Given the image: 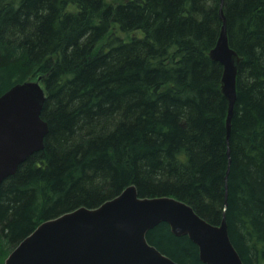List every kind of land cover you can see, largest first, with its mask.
<instances>
[{"label":"trees","instance_id":"16d2710c","mask_svg":"<svg viewBox=\"0 0 264 264\" xmlns=\"http://www.w3.org/2000/svg\"><path fill=\"white\" fill-rule=\"evenodd\" d=\"M222 0H0V96L41 79L45 147L0 186V264L45 221L135 186L226 218L244 264H264V0H224L243 61L230 134L210 58ZM148 242L205 264L166 223Z\"/></svg>","mask_w":264,"mask_h":264},{"label":"water","instance_id":"95a60500","mask_svg":"<svg viewBox=\"0 0 264 264\" xmlns=\"http://www.w3.org/2000/svg\"><path fill=\"white\" fill-rule=\"evenodd\" d=\"M223 6L224 0L223 26L210 58L223 66L221 90L228 101L230 134L243 58L230 46ZM46 100L40 80L17 84L0 96V186L44 149L49 133L42 118ZM161 223L177 237L188 236L205 264H244L225 217L220 224H211L189 204L171 197L141 198L135 186L100 207H82L45 221L4 264H178L148 242V232Z\"/></svg>","mask_w":264,"mask_h":264},{"label":"bare ground","instance_id":"6f19581e","mask_svg":"<svg viewBox=\"0 0 264 264\" xmlns=\"http://www.w3.org/2000/svg\"><path fill=\"white\" fill-rule=\"evenodd\" d=\"M222 86V85H221ZM32 156V155H31ZM30 158V157H29ZM28 160V159H27Z\"/></svg>","mask_w":264,"mask_h":264}]
</instances>
